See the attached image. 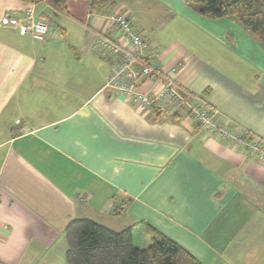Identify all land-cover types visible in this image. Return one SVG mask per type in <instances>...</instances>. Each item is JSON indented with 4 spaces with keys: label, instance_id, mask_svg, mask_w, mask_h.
<instances>
[{
    "label": "crops",
    "instance_id": "1",
    "mask_svg": "<svg viewBox=\"0 0 264 264\" xmlns=\"http://www.w3.org/2000/svg\"><path fill=\"white\" fill-rule=\"evenodd\" d=\"M66 5L0 0V264H67L66 228L81 218L148 224L202 264H264V161L186 109L156 118L104 90L113 57L93 51L121 40L107 13H127L166 77L264 139L261 42L187 0ZM29 8L51 24L43 42L4 22Z\"/></svg>",
    "mask_w": 264,
    "mask_h": 264
},
{
    "label": "built area",
    "instance_id": "2",
    "mask_svg": "<svg viewBox=\"0 0 264 264\" xmlns=\"http://www.w3.org/2000/svg\"><path fill=\"white\" fill-rule=\"evenodd\" d=\"M106 17L116 26L121 40L100 36L93 45L95 53L113 57V66L107 74L104 90L124 97L136 108L152 110L156 118L158 115H175L186 109L207 134L216 135L256 153L264 161L263 138L224 117L203 98L191 97L176 81L164 75L158 64V46L136 29L132 17L121 12H109ZM4 22L13 29L30 34L40 42L45 41L51 31L50 22L38 17L33 8L27 9L19 17L6 14ZM147 81L158 82L160 87L145 91L143 85Z\"/></svg>",
    "mask_w": 264,
    "mask_h": 264
},
{
    "label": "trees",
    "instance_id": "3",
    "mask_svg": "<svg viewBox=\"0 0 264 264\" xmlns=\"http://www.w3.org/2000/svg\"><path fill=\"white\" fill-rule=\"evenodd\" d=\"M23 1L37 3L43 0ZM45 1L57 12L69 14L67 0ZM88 1L91 12L99 13L104 7L112 6L116 0ZM187 2L198 5L200 13L210 19L236 18L264 48V0ZM141 225L142 228L138 229ZM66 237L67 264H202L179 244L145 223L117 231L88 218L75 219L68 224Z\"/></svg>",
    "mask_w": 264,
    "mask_h": 264
}]
</instances>
